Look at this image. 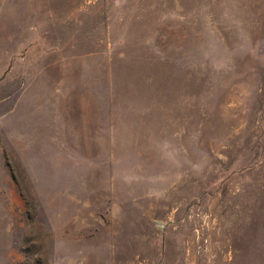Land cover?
<instances>
[{"label":"rangeland","instance_id":"374dc122","mask_svg":"<svg viewBox=\"0 0 264 264\" xmlns=\"http://www.w3.org/2000/svg\"><path fill=\"white\" fill-rule=\"evenodd\" d=\"M0 264H264V0H0Z\"/></svg>","mask_w":264,"mask_h":264},{"label":"crops","instance_id":"0c3cea01","mask_svg":"<svg viewBox=\"0 0 264 264\" xmlns=\"http://www.w3.org/2000/svg\"><path fill=\"white\" fill-rule=\"evenodd\" d=\"M35 125V122L33 123H25L24 121H22V119L18 116V118H17V123H16V127H17V141L19 142V141H22V140H25L24 139V135L21 133V129H23L22 127H25V125ZM23 131H24V129H23ZM28 138H27V140L28 141H33L34 139H35V135H34V133H29L28 134ZM33 136V137H32ZM18 153H20L19 152V150H18Z\"/></svg>","mask_w":264,"mask_h":264}]
</instances>
